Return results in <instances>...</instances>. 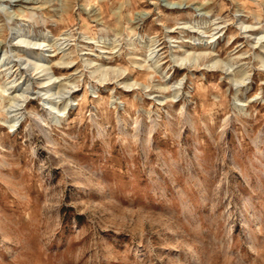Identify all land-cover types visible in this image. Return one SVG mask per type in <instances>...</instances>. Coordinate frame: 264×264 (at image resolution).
Masks as SVG:
<instances>
[{"label":"rangeland","instance_id":"374dc122","mask_svg":"<svg viewBox=\"0 0 264 264\" xmlns=\"http://www.w3.org/2000/svg\"><path fill=\"white\" fill-rule=\"evenodd\" d=\"M0 264H264V0H0Z\"/></svg>","mask_w":264,"mask_h":264},{"label":"bare ground","instance_id":"6f19581e","mask_svg":"<svg viewBox=\"0 0 264 264\" xmlns=\"http://www.w3.org/2000/svg\"><path fill=\"white\" fill-rule=\"evenodd\" d=\"M197 39H198V38H197ZM61 42H62V41H61ZM92 64H93V63H92ZM19 66H20V65H19ZM36 66H37V65H36ZM38 66H40V65H38ZM38 66H37V67H38ZM40 67H42V66H40ZM44 68H45V67H44ZM34 70H35V69H34ZM41 70H42V69H41ZM45 70H46V68H45ZM45 70H44V72H45ZM5 71H6V70H5ZM111 72H112V71H111ZM51 80H52V77H51L50 80L48 81L49 84L46 83L48 86H50V85L53 84V83L51 82ZM53 82H54V81H53ZM6 86H7V85H6ZM51 87H52V86H51ZM48 89H50V88H48ZM49 92H50V91H49Z\"/></svg>","mask_w":264,"mask_h":264}]
</instances>
